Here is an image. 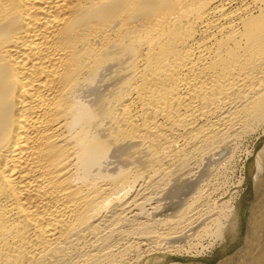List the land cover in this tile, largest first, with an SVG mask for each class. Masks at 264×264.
<instances>
[{"label":"bare ground","instance_id":"bare-ground-1","mask_svg":"<svg viewBox=\"0 0 264 264\" xmlns=\"http://www.w3.org/2000/svg\"><path fill=\"white\" fill-rule=\"evenodd\" d=\"M257 134L264 0H0V264L206 256L237 209L203 168ZM254 155L244 243L217 264H264Z\"/></svg>","mask_w":264,"mask_h":264},{"label":"rangeland","instance_id":"rangeland-1","mask_svg":"<svg viewBox=\"0 0 264 264\" xmlns=\"http://www.w3.org/2000/svg\"><path fill=\"white\" fill-rule=\"evenodd\" d=\"M256 136L259 139H257ZM263 142L264 136H260L259 134L252 135L247 139L244 138L239 141L236 149L233 151L234 153L231 154V151L228 150L226 156H224L222 160L209 164L208 167L206 165V168H203V172L205 174L200 179L202 183L205 184L203 190L208 188V190L212 193L211 197L216 201L218 200L224 202L233 197V202H235L236 204L237 211L236 220L234 221V227L230 229V233L226 237L224 243H222V245L220 246H217L213 249V251L201 258H193L191 256L165 255L164 258L166 260L162 264H171L175 262L185 263L188 261H196L203 264H217L218 262L231 257L243 245L245 231L247 229L246 222L248 208L250 207L254 198L252 190V177L254 176L255 172L254 154H256L257 151L262 147ZM253 149L254 153L252 154V156H246L247 151H252ZM229 156H231V160H228L227 163H223L221 165V169L220 167L218 169H215L217 167V164L226 160ZM243 166L244 170L242 169ZM242 178H244V180L241 181ZM191 191L192 189L189 191L187 190V192H185L184 195L179 196L178 199L176 198V196H178L179 194H176L175 196V193L173 192L170 195L171 202L167 200V204H169L170 202V204H173V207L175 208L179 200L190 196L189 194H191ZM234 198H236V200ZM155 202L156 200H153L152 204H155ZM220 204L221 202H218L214 207H217ZM170 212L172 211H169L167 213ZM148 254L143 253L141 249L139 257L141 256L142 258L137 264H153V260H155L158 255H162H154L152 253ZM132 260L130 261V264H136L134 261L135 256L134 258L132 256Z\"/></svg>","mask_w":264,"mask_h":264},{"label":"flooded vegetation","instance_id":"flooded-vegetation-1","mask_svg":"<svg viewBox=\"0 0 264 264\" xmlns=\"http://www.w3.org/2000/svg\"><path fill=\"white\" fill-rule=\"evenodd\" d=\"M245 234H246V231H245ZM243 242H244V240H243Z\"/></svg>","mask_w":264,"mask_h":264}]
</instances>
